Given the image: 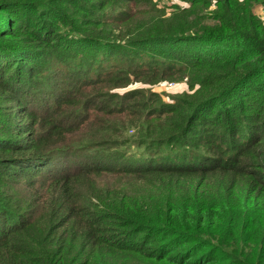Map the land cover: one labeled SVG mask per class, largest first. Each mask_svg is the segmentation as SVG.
<instances>
[{"label": "trees", "instance_id": "trees-1", "mask_svg": "<svg viewBox=\"0 0 264 264\" xmlns=\"http://www.w3.org/2000/svg\"><path fill=\"white\" fill-rule=\"evenodd\" d=\"M178 1L0 0V264H264V0Z\"/></svg>", "mask_w": 264, "mask_h": 264}, {"label": "rangeland", "instance_id": "rangeland-1", "mask_svg": "<svg viewBox=\"0 0 264 264\" xmlns=\"http://www.w3.org/2000/svg\"><path fill=\"white\" fill-rule=\"evenodd\" d=\"M118 3L120 5L117 7L119 8L116 7L115 8L116 10L113 8L114 11H118L117 9H121V7H123L128 12H132V19L130 22L131 24H129L130 25L129 30H134L136 28L134 27L135 25L141 22L147 21L148 19L152 18V15H155L158 13V12L152 11L153 9L169 12L170 8H172L173 5L180 4L178 0H137L136 1L137 4L130 3V2L128 3L125 0H118ZM148 11L151 14H147ZM138 12L141 14H137ZM261 16L264 22V12ZM111 25H114V24H111ZM112 27H115V26H112ZM113 30L116 31V29H113ZM128 38L129 37L126 36L125 39H128ZM135 89L144 90L147 96H150V94H159L161 95L163 101L165 102H171L173 98L182 96L183 94L190 92L187 81L176 82V81H170V80L162 81L160 84H157L155 86L144 84V83H134L127 88L117 89L114 92L117 94H123L125 92H128L130 90H135ZM0 106H3V107H0V117L5 118V119L9 118V115L13 113L12 111L14 110H12L10 106H7L5 103L1 101H0ZM104 119L110 120L107 117ZM110 121L111 122L104 123L98 126L93 125V127L90 130H87V132L89 133L87 132H84V133H87V134L91 133L92 135H97L99 131H103L104 134L101 135L100 137H104L108 140H114L118 138L130 139L135 135L136 129H133V128H130L126 132H122V133L121 132H118V133L111 132V128H115V127L118 128L119 123L115 120H110ZM82 139H84L83 136H82ZM95 143L99 144V142H95ZM130 186L131 187L129 189H132L136 193H142L144 190L141 184H138L136 182H131Z\"/></svg>", "mask_w": 264, "mask_h": 264}, {"label": "crops", "instance_id": "crops-1", "mask_svg": "<svg viewBox=\"0 0 264 264\" xmlns=\"http://www.w3.org/2000/svg\"><path fill=\"white\" fill-rule=\"evenodd\" d=\"M260 14L262 15L263 14V11H260Z\"/></svg>", "mask_w": 264, "mask_h": 264}]
</instances>
